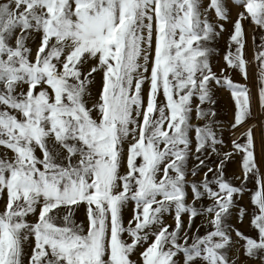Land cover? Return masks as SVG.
Segmentation results:
<instances>
[{
    "label": "snow or ice",
    "instance_id": "snow-or-ice-1",
    "mask_svg": "<svg viewBox=\"0 0 264 264\" xmlns=\"http://www.w3.org/2000/svg\"><path fill=\"white\" fill-rule=\"evenodd\" d=\"M0 264H264V0H0Z\"/></svg>",
    "mask_w": 264,
    "mask_h": 264
},
{
    "label": "rangeland",
    "instance_id": "rangeland-1",
    "mask_svg": "<svg viewBox=\"0 0 264 264\" xmlns=\"http://www.w3.org/2000/svg\"><path fill=\"white\" fill-rule=\"evenodd\" d=\"M223 42H221L222 45ZM226 104H227V97L224 93H219L218 94V108L220 109V115L223 118L226 113H227V108H226ZM225 136L227 138L228 133H225ZM245 201H247V198H245Z\"/></svg>",
    "mask_w": 264,
    "mask_h": 264
}]
</instances>
